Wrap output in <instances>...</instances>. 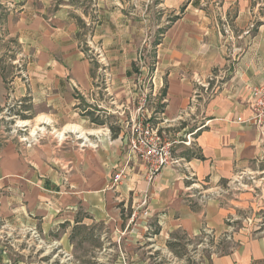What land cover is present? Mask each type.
<instances>
[{
  "label": "crops",
  "instance_id": "crops-1",
  "mask_svg": "<svg viewBox=\"0 0 264 264\" xmlns=\"http://www.w3.org/2000/svg\"><path fill=\"white\" fill-rule=\"evenodd\" d=\"M156 6L177 16L153 43L141 105L147 90L131 67L147 71L135 61L146 36L128 31L121 6L0 0V106L14 122L0 139V264H44L46 250L70 247L67 233L87 221L131 243L152 227L212 233L231 243L205 264H264V127L246 121L250 89L264 84V16L247 0ZM91 17L107 79L81 47L78 20ZM139 119L182 159L150 180L128 147Z\"/></svg>",
  "mask_w": 264,
  "mask_h": 264
},
{
  "label": "rangeland",
  "instance_id": "rangeland-1",
  "mask_svg": "<svg viewBox=\"0 0 264 264\" xmlns=\"http://www.w3.org/2000/svg\"><path fill=\"white\" fill-rule=\"evenodd\" d=\"M86 1L93 2V0ZM156 1L112 0V6H121L123 15L121 22L129 26L128 31L132 28L139 36L141 34L143 37L146 36L145 43L141 42L135 49L137 50L135 61L141 65L146 63L147 71L141 73L136 67V62H133L131 79L138 81L139 85L147 90V97L150 94L149 68L152 63L153 43L171 19L177 16L169 11L163 12L164 10L156 6ZM247 1L255 7L256 13L260 12L261 16H264V0ZM95 9L97 5L94 11ZM96 23L97 19L92 17L85 21L80 33L81 47L100 77L107 79L110 72L104 71L108 63L106 53L101 48V43L94 41L91 35ZM89 40L91 43H88ZM99 51L105 57L104 62ZM7 110L4 106H0V139L14 127V122L7 116ZM22 132L21 128H16L17 134ZM153 229L154 227L148 233H142L136 238L135 243H131L125 240V234L120 231H112L102 222L87 221L86 226L83 225L72 234L74 237H70L71 231L67 233V240L72 244L70 247L60 245L57 249L48 248L44 254L45 260L42 262L44 264H205L213 254L227 251L231 243L227 238L212 233L201 232L189 236L176 230L165 235L156 233L154 235ZM37 255V253L34 255L35 258L38 257Z\"/></svg>",
  "mask_w": 264,
  "mask_h": 264
},
{
  "label": "built area",
  "instance_id": "built-area-1",
  "mask_svg": "<svg viewBox=\"0 0 264 264\" xmlns=\"http://www.w3.org/2000/svg\"><path fill=\"white\" fill-rule=\"evenodd\" d=\"M222 26L223 33L228 37L232 36L230 25L225 22ZM88 43H91V41L89 40ZM99 54H101V60L104 62V55L102 52ZM196 81L199 82L198 79ZM250 92L253 96L251 106L252 116L250 119H246V121L258 127H264V84L251 87ZM140 97V103L144 105L147 94L143 92ZM236 120L242 121L240 117H237ZM172 145L173 141L163 138L159 132V128L152 125V123L140 119L133 123L128 139L129 152L144 163L148 180L152 179L164 167L181 164L182 159L174 156L172 153ZM122 172L123 170L120 169L113 174L112 184L121 180ZM144 204L145 201L142 202V205ZM142 213L147 215L148 211L143 210Z\"/></svg>",
  "mask_w": 264,
  "mask_h": 264
},
{
  "label": "trees",
  "instance_id": "trees-1",
  "mask_svg": "<svg viewBox=\"0 0 264 264\" xmlns=\"http://www.w3.org/2000/svg\"><path fill=\"white\" fill-rule=\"evenodd\" d=\"M174 18H175V17H174ZM174 18H172L171 20H173ZM78 24H79L80 28L83 29V27H84V23H83L80 19L78 20Z\"/></svg>",
  "mask_w": 264,
  "mask_h": 264
}]
</instances>
